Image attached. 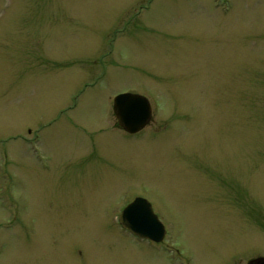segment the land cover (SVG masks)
I'll return each mask as SVG.
<instances>
[{"label": "rangeland", "instance_id": "obj_1", "mask_svg": "<svg viewBox=\"0 0 264 264\" xmlns=\"http://www.w3.org/2000/svg\"><path fill=\"white\" fill-rule=\"evenodd\" d=\"M137 196L162 242L118 225ZM0 232V264L264 256V0H0Z\"/></svg>", "mask_w": 264, "mask_h": 264}, {"label": "water", "instance_id": "obj_2", "mask_svg": "<svg viewBox=\"0 0 264 264\" xmlns=\"http://www.w3.org/2000/svg\"><path fill=\"white\" fill-rule=\"evenodd\" d=\"M113 110L119 125L128 133H136L145 127L151 118L148 100L139 94L122 93L113 100ZM122 227L143 239L162 241L165 230L153 213L150 204L143 198H135L119 216Z\"/></svg>", "mask_w": 264, "mask_h": 264}, {"label": "flooded vegetation", "instance_id": "obj_3", "mask_svg": "<svg viewBox=\"0 0 264 264\" xmlns=\"http://www.w3.org/2000/svg\"><path fill=\"white\" fill-rule=\"evenodd\" d=\"M116 126L121 130V131H123L122 130V128L119 126V124H118V122L116 121ZM124 132V131H123ZM127 134V133H126ZM137 197H141V196H137ZM136 198V197H135ZM134 198V199H135ZM144 198V197H143ZM133 199V200H134ZM147 199V198H146ZM132 200V201H133ZM132 201H130V202H132ZM147 201L149 202V200L147 199ZM129 202V203H130ZM129 203H127L126 205H128ZM150 203V202H149ZM125 205V206H126ZM150 205H151V203H150ZM124 206V207H125ZM124 209V208H123ZM122 209V210H123ZM151 209H152V211L154 212V210H153V208H152V205H151ZM121 210V211H122ZM121 213V212H120ZM119 213V214H120ZM119 214H118V216H119ZM154 214H156L155 212H154ZM157 215V214H156ZM118 216H117V223H118V225L123 229V230H126L125 228H123L122 227V225L120 224V222H119V219H118ZM158 217V216H157ZM159 219V218H158ZM160 220V219H159ZM161 221V220H160ZM27 223H28V228H30L31 227V224H32V221L30 220V219H28L27 220ZM162 223V222H161ZM163 224V223H162ZM164 225V224H163ZM165 227V226H164ZM9 229V228H8ZM28 231L30 232V230L28 229ZM127 231V230H126ZM128 232V231H127ZM3 234H1V232H0V250L1 249H3L4 248V245L2 244L3 243V236H2ZM27 235H29V234H27ZM132 236V235H131ZM134 237V236H133ZM137 238V237H136ZM140 239V238H139ZM143 240V239H142ZM151 242V241H150ZM66 257H69V255H71L72 254V251H71V253H70V250L66 247ZM76 252V251H75ZM74 253V252H73ZM76 253H78V251L76 252ZM68 254V255H67ZM71 257V260H72V264H76V261H77V259H78V257H79V253H78V255L77 254H75L74 253V255H72V256H70ZM247 264H264V256H256V257H253V258H250L248 261H247Z\"/></svg>", "mask_w": 264, "mask_h": 264}]
</instances>
